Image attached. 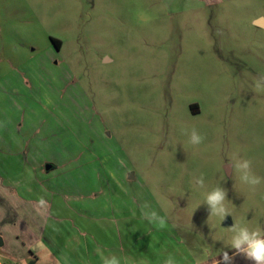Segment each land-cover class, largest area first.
<instances>
[{
	"label": "rangeland",
	"instance_id": "1",
	"mask_svg": "<svg viewBox=\"0 0 264 264\" xmlns=\"http://www.w3.org/2000/svg\"><path fill=\"white\" fill-rule=\"evenodd\" d=\"M258 20L264 0H0V119L44 140L60 182L91 191L80 215L117 220L124 232L133 225L121 221L133 216L141 234L152 229L138 241L141 261L210 264L237 254L234 225L264 232ZM237 160L261 178L255 190ZM218 186L227 191L223 220L205 202ZM152 212L165 227L150 222ZM98 229L115 233L110 222Z\"/></svg>",
	"mask_w": 264,
	"mask_h": 264
},
{
	"label": "crops",
	"instance_id": "2",
	"mask_svg": "<svg viewBox=\"0 0 264 264\" xmlns=\"http://www.w3.org/2000/svg\"><path fill=\"white\" fill-rule=\"evenodd\" d=\"M9 127L14 128L13 133ZM15 127L16 124L10 120L0 119L2 260L7 262L6 264H22L24 261L38 264L40 262L38 255L48 252L55 260L63 259L66 264H102L101 257L96 251L100 248L105 259L116 255L121 259V264H141L137 250L138 241L141 235L147 237L150 234L148 238L153 237L152 229L141 234L138 226L134 225L133 216L130 221L126 220L128 218L121 221L133 225L131 230L124 232L118 229L121 224L117 220L103 219L102 216L90 219L80 215L79 213L86 211L85 208L88 207L85 206L89 203L86 198L91 191L84 185L60 182L61 165L52 160L53 158L43 156L44 140L19 136ZM76 171L80 170L74 167L67 169L66 173L73 175ZM69 198H73L76 203L79 202V212L76 213V210L65 205V199ZM108 222L113 227L114 234L97 231ZM91 223L96 225L95 230ZM65 228L72 230L70 233L62 232ZM110 238L114 239V243L110 242ZM147 255H151L149 250ZM229 257L231 258L229 264H254V261L247 259L244 254L237 253ZM143 262L153 263L149 258ZM210 264L225 262L222 258Z\"/></svg>",
	"mask_w": 264,
	"mask_h": 264
},
{
	"label": "clouds",
	"instance_id": "3",
	"mask_svg": "<svg viewBox=\"0 0 264 264\" xmlns=\"http://www.w3.org/2000/svg\"><path fill=\"white\" fill-rule=\"evenodd\" d=\"M257 90H264V77H260L255 84ZM203 141L195 129L192 130L190 142L193 145H198ZM241 161H243L241 163ZM123 163V162H121ZM234 168L240 173V180L249 185L253 190L261 183V178L251 172V162L248 160H237L233 163ZM196 184L200 187L204 186L203 176L196 180ZM227 199V191L223 187H216L206 195V204L209 206L210 214L215 215L223 220L229 214L228 208L225 205ZM150 222H158V226L163 228L166 226L163 217H158L155 212L148 215ZM233 235L229 241L230 247L236 250V253L244 254L247 259L254 261V264H264V232L261 230H249L246 226L234 225L231 229ZM97 254L101 257L102 264H121V259L116 255H111L110 259H105L100 251L96 249ZM231 258L227 252L223 253V261L229 264ZM145 264V262H141ZM164 264H176L174 257L169 255Z\"/></svg>",
	"mask_w": 264,
	"mask_h": 264
},
{
	"label": "trees",
	"instance_id": "4",
	"mask_svg": "<svg viewBox=\"0 0 264 264\" xmlns=\"http://www.w3.org/2000/svg\"><path fill=\"white\" fill-rule=\"evenodd\" d=\"M51 42L55 45L58 50L61 48V42L59 40L51 38Z\"/></svg>",
	"mask_w": 264,
	"mask_h": 264
},
{
	"label": "water",
	"instance_id": "5",
	"mask_svg": "<svg viewBox=\"0 0 264 264\" xmlns=\"http://www.w3.org/2000/svg\"><path fill=\"white\" fill-rule=\"evenodd\" d=\"M256 25L257 26H259V27H262L263 26V21L262 20H258L257 22H256ZM49 167H47V169H48ZM3 245V240H2V238L0 237V247Z\"/></svg>",
	"mask_w": 264,
	"mask_h": 264
}]
</instances>
